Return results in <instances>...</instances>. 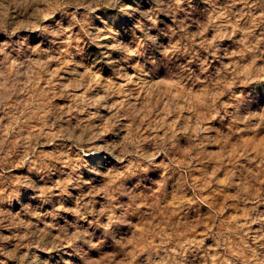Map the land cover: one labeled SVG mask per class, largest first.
<instances>
[{
  "label": "rangeland",
  "instance_id": "1",
  "mask_svg": "<svg viewBox=\"0 0 264 264\" xmlns=\"http://www.w3.org/2000/svg\"><path fill=\"white\" fill-rule=\"evenodd\" d=\"M92 8L0 9V247L264 264V0Z\"/></svg>",
  "mask_w": 264,
  "mask_h": 264
},
{
  "label": "clouds",
  "instance_id": "2",
  "mask_svg": "<svg viewBox=\"0 0 264 264\" xmlns=\"http://www.w3.org/2000/svg\"><path fill=\"white\" fill-rule=\"evenodd\" d=\"M11 3H16L17 0H10ZM21 2L23 3H36V4H45L48 6L49 9L52 8H63L65 6V0H21ZM113 0H88L87 3H85V0H75V5L80 8V7H84V8H89L91 10H95L94 8H92V5H101L104 4L105 6H107V4L112 3ZM183 2V0H176V4H181ZM4 7V0H0V9H2ZM44 15V18H49L51 13L49 12H43L42 13ZM33 15H37V13H33ZM73 19H75V16L73 15ZM57 24L60 23V21H56ZM77 23H79V21H77ZM0 30H5L3 29V25H0ZM29 30H40V29H36L34 26H29ZM6 31V30H5ZM19 31L18 28H13L11 30L10 33H8L10 36H16L17 32ZM42 31L47 32L48 29H42ZM51 35L56 36L58 35L57 32L53 31L51 33ZM113 48H118V45H113ZM124 51H127V49H123ZM0 51H2V49H0ZM135 53L129 52V55H134ZM146 159L149 160V162H151V160L153 159V157L149 156L146 157ZM21 163H23V161H21ZM0 215H3V213H0ZM3 221L0 220V224H2ZM101 227H103L105 230L109 229L111 227V223H107V224H103L101 225ZM78 238V235H74L73 239ZM11 239H17V240H25L28 239V236H24V237H0V240L2 241H7V240H11ZM36 246V245H33ZM21 247H29V245H21V244H17L15 248L11 249V250H6L3 247H0V256H4L7 258V260H13V261H18L19 264H24L25 261H27L29 259V255L27 252H24L23 254H18L19 249ZM32 264H50V262L48 260H40L39 256H32L31 258ZM147 261L148 264H166V261L163 260V258H161L160 260H153L151 256L147 257ZM0 264H6V260H0ZM64 264H71L70 260H65Z\"/></svg>",
  "mask_w": 264,
  "mask_h": 264
}]
</instances>
